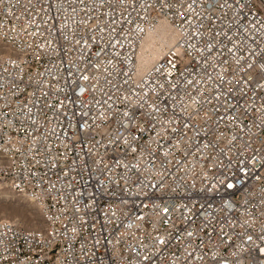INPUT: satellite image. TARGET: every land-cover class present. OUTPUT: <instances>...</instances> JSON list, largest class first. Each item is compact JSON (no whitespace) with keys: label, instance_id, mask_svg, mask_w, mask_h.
Wrapping results in <instances>:
<instances>
[{"label":"built area","instance_id":"built-area-1","mask_svg":"<svg viewBox=\"0 0 264 264\" xmlns=\"http://www.w3.org/2000/svg\"><path fill=\"white\" fill-rule=\"evenodd\" d=\"M0 181V264H264V0H0Z\"/></svg>","mask_w":264,"mask_h":264},{"label":"bare ground","instance_id":"bare-ground-1","mask_svg":"<svg viewBox=\"0 0 264 264\" xmlns=\"http://www.w3.org/2000/svg\"><path fill=\"white\" fill-rule=\"evenodd\" d=\"M177 32L166 20H160L156 26L142 39L137 54V65L139 72L154 64L162 58L170 47L179 51L177 45ZM7 185L0 181V189L6 190Z\"/></svg>","mask_w":264,"mask_h":264},{"label":"rangeland","instance_id":"rangeland-1","mask_svg":"<svg viewBox=\"0 0 264 264\" xmlns=\"http://www.w3.org/2000/svg\"><path fill=\"white\" fill-rule=\"evenodd\" d=\"M7 219L24 228L42 226L40 210L36 204L6 187L0 189V220Z\"/></svg>","mask_w":264,"mask_h":264}]
</instances>
